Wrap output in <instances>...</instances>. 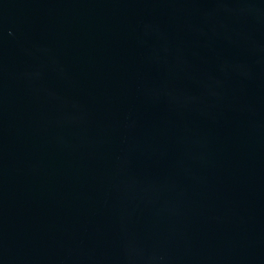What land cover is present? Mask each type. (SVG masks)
<instances>
[{"label":"water","instance_id":"95a60500","mask_svg":"<svg viewBox=\"0 0 264 264\" xmlns=\"http://www.w3.org/2000/svg\"><path fill=\"white\" fill-rule=\"evenodd\" d=\"M0 264H264V0H0Z\"/></svg>","mask_w":264,"mask_h":264}]
</instances>
